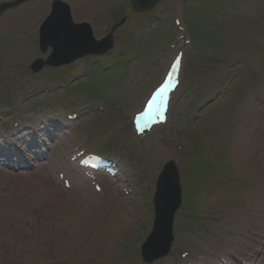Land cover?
I'll list each match as a JSON object with an SVG mask.
<instances>
[{"label":"rangeland","instance_id":"obj_1","mask_svg":"<svg viewBox=\"0 0 264 264\" xmlns=\"http://www.w3.org/2000/svg\"><path fill=\"white\" fill-rule=\"evenodd\" d=\"M129 1L77 0L75 15L78 21L90 19L92 25L107 26L131 15ZM189 3L193 0H170L173 9H168L170 17V12L176 14L175 9L179 12L187 4L181 11L191 44L185 52L182 88L173 100L168 126L144 140L132 130L129 114L141 107L160 82L177 52L170 51V45L181 37L169 20L155 22L164 8L146 16L132 14L118 34L110 62L86 68L89 59L38 75L28 67L43 57L36 55L35 17L25 18L30 10L25 15L18 10L1 20L0 132L9 130L16 135L24 126L30 129L32 117L39 114L36 126L52 132V126L62 129L54 133L57 137L49 145L57 147L56 160L62 163V170L75 172L78 179L83 175L66 157L74 146L97 152L107 147L106 156L122 159L124 169L117 181L108 180L106 199L132 207L133 213L127 209L122 213L134 219L126 233L115 237L114 246L108 241L101 247L100 227L111 222L110 207L106 209L86 183L74 184L69 175L72 189L66 190L58 178H52L53 155L47 153V174L38 167L30 171L0 169V264H146L140 245L152 231L156 183L170 161L179 168L183 201L175 217L172 250L155 264L178 260L193 264L205 249L211 252L210 263H218V256L230 261L235 256L232 240L255 241L251 235L256 234L254 221L264 227V199H259L264 197V0ZM31 12H37L35 7ZM153 24L155 31L151 30ZM16 52L29 54L9 61ZM163 54L166 58H161ZM85 68L88 77L75 82L76 75L71 73ZM60 80L66 87L61 96L69 98L59 108L71 105L73 110L85 113L91 109L99 115L82 116L77 123L67 121L65 116L73 111L59 112L54 105L56 96L50 100L41 91ZM8 98L18 109L4 106H12ZM13 124L19 127L13 130ZM79 127L83 133L78 132ZM246 131L251 143H257L250 154L255 157V170L262 173L250 175L233 159L235 140ZM124 190L130 195L125 196ZM53 191L58 192L55 197ZM91 204H96L100 216L87 221ZM64 207H73L75 212L67 214ZM237 226L238 232L231 231ZM258 251L264 253V248ZM184 253L189 257L183 260ZM259 257L263 261L254 264H264L263 256Z\"/></svg>","mask_w":264,"mask_h":264},{"label":"water","instance_id":"obj_2","mask_svg":"<svg viewBox=\"0 0 264 264\" xmlns=\"http://www.w3.org/2000/svg\"><path fill=\"white\" fill-rule=\"evenodd\" d=\"M161 0H133V7L138 11L152 10ZM58 8V7H56ZM69 16L62 11L54 12L43 27L42 49L45 51L48 45L55 50L54 55L48 62L57 66L73 62L76 59L85 57L89 54H97L92 46L89 45V34L86 31L78 32L70 30ZM109 47L103 50L106 52ZM62 57L61 62L57 60ZM42 67L37 63L34 69L38 71ZM181 203L179 176L174 164L168 165L160 177L158 192L156 197L157 220L155 230L148 244L144 248V257L147 261L164 257L170 248L173 216Z\"/></svg>","mask_w":264,"mask_h":264},{"label":"bare ground","instance_id":"obj_3","mask_svg":"<svg viewBox=\"0 0 264 264\" xmlns=\"http://www.w3.org/2000/svg\"><path fill=\"white\" fill-rule=\"evenodd\" d=\"M82 8V7H81ZM25 54L24 53H16V55H13V57L9 60L12 61L13 59H17V58H21L24 57ZM16 57V58H15ZM256 118V117H255ZM168 124H166L167 126ZM162 128V127H161ZM155 132V131H154ZM153 132V133H154ZM35 137H29V139H33ZM252 142V138L251 136L248 135V132L246 131L244 134H241L239 136H237L236 140H235V147H234V161L236 162L237 165H239L241 168L248 170L249 174L252 175V173L254 172H258L262 173L261 170H255L254 168V164L253 161L255 159V157H252L250 153H252V151L250 150V148L254 147L257 143ZM28 142H26V140L21 138V142L19 144H21L23 147V145L27 144ZM30 147H36V145H32ZM17 152H10L8 157H14L16 159L20 158L17 156ZM21 164L19 163L17 165L18 168H21L20 166ZM245 170V171H246ZM247 172V171H246ZM73 180L75 183H78V179L75 177V174L71 173ZM82 183V182H79ZM58 194V192L53 191L52 195L53 197H55ZM259 199L263 200L264 197L260 196ZM110 206V214H109V219H110V223H108L106 225V223L104 224V226L100 227L103 228L102 232H101V239H100V244L101 247H103L106 243H108V241L113 245H115V237L119 236L123 233H126L127 229L130 227L131 224H133V219L134 216L128 217L125 216L122 212V209H127L128 213H133L134 209L132 207H126L124 205L119 206L117 204L116 201H114L113 199L110 200V202L108 203ZM108 204L106 206V209L108 208ZM263 204H264V200H263ZM91 210L92 213L89 215L87 221L93 220L97 217V219H99V214L96 210V206L91 204L90 206H88ZM64 212H66L67 214H73L75 212L73 207H64ZM113 245V246H114ZM239 253L244 256L246 253V249L244 248H239ZM253 255H250V258H253ZM204 264V263H203Z\"/></svg>","mask_w":264,"mask_h":264}]
</instances>
